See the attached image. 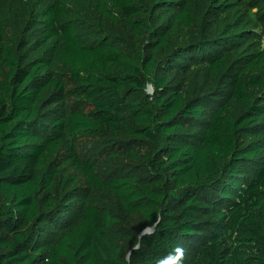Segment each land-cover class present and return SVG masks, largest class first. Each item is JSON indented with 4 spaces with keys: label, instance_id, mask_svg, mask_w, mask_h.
<instances>
[{
    "label": "trees",
    "instance_id": "16d2710c",
    "mask_svg": "<svg viewBox=\"0 0 264 264\" xmlns=\"http://www.w3.org/2000/svg\"><path fill=\"white\" fill-rule=\"evenodd\" d=\"M188 6L180 3L174 22H191ZM114 11L136 37L144 26L136 0H98L101 16L116 22ZM65 15L58 0L41 11L43 42L29 52L53 39L48 57L19 61L8 40L0 47V264H156L177 245L184 264H264V148L254 141L264 107L249 90L264 78L244 75L264 50L217 90L186 97L165 71L178 50L156 54L172 28L140 62L108 39L85 43ZM55 55L70 70V89L50 73ZM225 63L224 54L208 62L213 78ZM100 135L123 160L110 170L78 151V141ZM65 164L81 183L57 195ZM99 191L153 229L139 237L120 227L118 214L92 203Z\"/></svg>",
    "mask_w": 264,
    "mask_h": 264
},
{
    "label": "rangeland",
    "instance_id": "374dc122",
    "mask_svg": "<svg viewBox=\"0 0 264 264\" xmlns=\"http://www.w3.org/2000/svg\"><path fill=\"white\" fill-rule=\"evenodd\" d=\"M53 1L55 0H0V23L3 28L0 47L8 40L19 61L48 57L53 39L47 44H42L36 52H29V44L43 42L40 37L43 26L40 15ZM58 1L62 2L66 10L64 21L76 28L82 41L92 44L108 39L140 62L151 53L152 42H156L159 34H164L168 28H172L173 33L169 35L166 47L156 54L161 60L170 51L178 50L176 61H172L165 71L169 79L181 87L186 97L217 90L223 85L222 82H227L228 74L240 70L250 57L259 50H264V0H189L191 22L188 24L174 22V15L183 0H136L143 13L135 18L142 20L144 24L136 37L119 12L114 11L116 22L101 16L97 12L98 0ZM104 6L112 10L110 4ZM220 54L225 55L226 63L221 69V76L213 78L208 62ZM4 71L0 60V72ZM50 73L59 76L67 89L73 86L70 70L63 65L58 55L53 57ZM244 75L246 78L250 75L264 78V60L259 65H254L250 71H245ZM148 86L151 87V84ZM249 90L252 100L264 107V86L252 87ZM152 92L153 90L147 88L145 94ZM69 102H76L75 97H71ZM76 103L78 107V102ZM53 106L54 104L46 105L45 110ZM239 112L240 109L235 107V113ZM41 119L46 120V115ZM262 120L264 122V118ZM107 138L104 135L92 136L77 142L80 155L93 158L103 170H110L113 165L123 161L112 156L115 146L108 147L111 142ZM254 141L264 148V129ZM260 160L264 162V151ZM63 177L66 178L64 183L61 181ZM80 183L81 178L76 170L65 164L56 179L55 194L61 195L63 189L69 190ZM92 203L118 214L121 217L120 227L126 226L136 233L147 229L140 215L125 218L121 214L120 202L107 191L97 192ZM57 230V227H51L52 234Z\"/></svg>",
    "mask_w": 264,
    "mask_h": 264
},
{
    "label": "clouds",
    "instance_id": "9594fccd",
    "mask_svg": "<svg viewBox=\"0 0 264 264\" xmlns=\"http://www.w3.org/2000/svg\"><path fill=\"white\" fill-rule=\"evenodd\" d=\"M185 249L177 245L166 257L158 259L156 264H184Z\"/></svg>",
    "mask_w": 264,
    "mask_h": 264
},
{
    "label": "water",
    "instance_id": "95a60500",
    "mask_svg": "<svg viewBox=\"0 0 264 264\" xmlns=\"http://www.w3.org/2000/svg\"><path fill=\"white\" fill-rule=\"evenodd\" d=\"M147 88L152 90V88H151L150 86H148ZM152 229H153V227H152V228H147V229H145L144 231H142V232L139 234V237H141L142 235H144V234L150 232Z\"/></svg>",
    "mask_w": 264,
    "mask_h": 264
}]
</instances>
